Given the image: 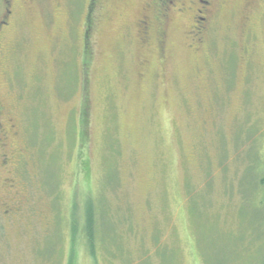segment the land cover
I'll return each instance as SVG.
<instances>
[{
    "label": "rangeland",
    "instance_id": "374dc122",
    "mask_svg": "<svg viewBox=\"0 0 264 264\" xmlns=\"http://www.w3.org/2000/svg\"><path fill=\"white\" fill-rule=\"evenodd\" d=\"M208 1L194 41L148 0H0V264H260L264 0Z\"/></svg>",
    "mask_w": 264,
    "mask_h": 264
},
{
    "label": "flooded vegetation",
    "instance_id": "af4514ba",
    "mask_svg": "<svg viewBox=\"0 0 264 264\" xmlns=\"http://www.w3.org/2000/svg\"><path fill=\"white\" fill-rule=\"evenodd\" d=\"M9 5L11 4V0H5ZM101 0H90L91 6L89 7L91 9V12L95 11V8L97 9L98 7H101L100 5L102 2ZM149 6H151L154 9L153 11L155 12L156 16H159L160 18H168L170 13L173 12H186V11H192L196 12V15L192 16V18H195V23L193 25V29L189 31V34L191 38L196 41V39L202 34L204 31V26H201L199 24L204 23L206 19L209 17L212 6H209L211 4L210 1L208 0H148ZM103 4V3H102ZM97 6V7H95ZM173 11V12H172ZM11 11H7V16H9L8 13ZM201 13H204V15H201ZM2 24H7L6 20L2 21ZM199 25V26H198ZM140 27L143 28L142 31V42L148 38V29L151 27V19L149 18L148 21H142L140 23ZM202 40H200L199 43H201ZM1 96H0V165H8L10 163L11 154L9 153V140H10V134L11 130H13L14 125L12 123V119L10 116H6L5 112V106L3 103V100L1 102ZM7 179H3L0 181V187H8L10 184V181L8 180L6 183ZM9 182V183H8ZM1 202V199H0ZM14 209L12 206H8L5 211L4 215L9 218L14 216L13 215Z\"/></svg>",
    "mask_w": 264,
    "mask_h": 264
},
{
    "label": "trees",
    "instance_id": "16d2710c",
    "mask_svg": "<svg viewBox=\"0 0 264 264\" xmlns=\"http://www.w3.org/2000/svg\"><path fill=\"white\" fill-rule=\"evenodd\" d=\"M85 34H86V31H85ZM85 122L86 121L84 120L83 122L84 126L86 125ZM262 205L264 206V192H263ZM75 208H76V205H75ZM99 209L100 210H96V206L94 205L93 201L89 199L85 205V213L83 215V221H84L83 228L79 229L76 226L77 225L76 220L73 219V226H72V232H71V239L73 241H75V239H77L78 236L85 239V242L88 245L87 249L90 253H92V255H94L95 253L94 250H95V244L97 240L100 239L101 237L102 239L105 237V231L107 228L106 225H103V226L99 225L100 216L103 214L102 207H100ZM101 231L103 235L101 234ZM260 264H264V253L262 255V260Z\"/></svg>",
    "mask_w": 264,
    "mask_h": 264
}]
</instances>
